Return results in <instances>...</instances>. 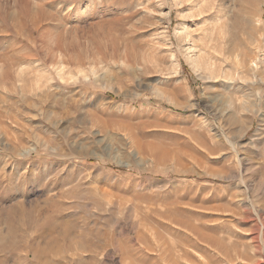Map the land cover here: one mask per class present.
<instances>
[{
	"label": "rangeland",
	"instance_id": "1",
	"mask_svg": "<svg viewBox=\"0 0 264 264\" xmlns=\"http://www.w3.org/2000/svg\"><path fill=\"white\" fill-rule=\"evenodd\" d=\"M0 264H264V0H0Z\"/></svg>",
	"mask_w": 264,
	"mask_h": 264
},
{
	"label": "bare ground",
	"instance_id": "2",
	"mask_svg": "<svg viewBox=\"0 0 264 264\" xmlns=\"http://www.w3.org/2000/svg\"><path fill=\"white\" fill-rule=\"evenodd\" d=\"M26 1V0H25ZM28 16V15H27ZM30 18H33V17H30ZM28 19V18H27ZM32 21V20H31ZM16 24H18V23H16ZM36 24V23H35ZM35 26V25H34ZM38 26V25H37ZM14 27V26H13ZM8 28V27H7ZM37 27H35V29H36ZM22 29V28H21ZM17 30V29H16ZM19 32V31H18ZM21 34V33H20ZM28 40V39H27ZM33 43V42H32ZM197 57V56H196ZM194 58V59H192V61H194L197 65L199 64V60H198V58ZM199 58H200V56H199ZM202 59V58H201ZM200 64H202V62H201V60H200Z\"/></svg>",
	"mask_w": 264,
	"mask_h": 264
}]
</instances>
